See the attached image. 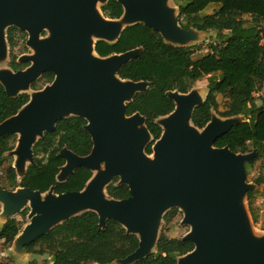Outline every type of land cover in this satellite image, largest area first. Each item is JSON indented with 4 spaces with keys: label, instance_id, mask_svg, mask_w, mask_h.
<instances>
[{
    "label": "water",
    "instance_id": "water-1",
    "mask_svg": "<svg viewBox=\"0 0 264 264\" xmlns=\"http://www.w3.org/2000/svg\"><path fill=\"white\" fill-rule=\"evenodd\" d=\"M108 1L0 0V64L8 58V27L27 32V46L36 51L35 56L18 61L30 63L27 69L0 70V83L7 94L17 97L27 93L45 73L55 76L51 84L30 95L29 103L17 115L0 124V137L19 135L17 147L9 153L16 157L13 168L18 180L35 164V144L45 133L54 132L61 119L84 118L94 143L86 157L68 149L60 153L66 164L57 176L58 182H65L81 167L92 171L91 180L80 192L55 194L52 188L43 194L28 188L16 192L0 189V203L10 213L32 209L31 223L13 243L15 254L24 256L27 246L56 226L92 211L99 216L101 229L112 220L128 234L139 237L138 249L115 263L134 264L153 253L163 213L170 207H180L185 212L184 223L191 226L183 239L193 242L195 249L180 257L178 264H264V236L252 233L244 204L247 193L257 190L246 182V164L258 154H236L228 147H215L242 117L222 121L213 113L207 126L198 129L191 119L205 101L201 94L169 92L176 107L160 122L157 120L164 130L153 145L155 160L151 162L146 148L153 137L146 118L139 113L127 116L128 104L150 84L118 76L142 50L107 58L95 50L97 41L115 43L127 27L138 23L179 47L204 40L205 33L181 27L179 12L168 6L169 0H117L124 8L119 20L108 19L97 10L98 2ZM45 30L50 36L42 40ZM100 168L104 170L95 177L94 172ZM115 178L129 187V198L115 200L108 196L107 187Z\"/></svg>",
    "mask_w": 264,
    "mask_h": 264
},
{
    "label": "trees",
    "instance_id": "trees-1",
    "mask_svg": "<svg viewBox=\"0 0 264 264\" xmlns=\"http://www.w3.org/2000/svg\"><path fill=\"white\" fill-rule=\"evenodd\" d=\"M173 2L178 8L181 27L209 33V40L216 42L211 45L210 53L195 58L200 51L199 46L179 47L168 44L158 32L142 23L127 27L115 43L100 40L95 45L96 53L102 58L142 50L139 57L121 68L118 76L123 80L150 84L146 92L136 94L127 106V116L139 113L146 118V126L153 137L152 143L146 148V154L152 155L153 145L163 133L157 120L175 110L176 105L168 93L187 94L196 82L208 77L207 97L195 109L192 124L198 129H204L212 120L214 112L224 119L242 117L228 134L217 140L215 147H228L236 154L256 151V160L264 158V98H255V93L260 92L264 86V0ZM213 4L218 5V8L204 14ZM101 11L112 20H119L124 14L123 6L117 0H109L101 7ZM247 15L250 16L249 20L244 18ZM17 33L25 34L15 27L7 30L11 50L9 66L15 72L31 65L18 62V57L13 53L17 46ZM54 78V74L45 73L40 80L51 84ZM35 87L36 83L32 84V88ZM219 95L227 97L222 112L219 111ZM30 99L28 93L9 96L0 83V124L17 115ZM87 124L84 118L77 116L59 120L54 132L45 133L35 144V164L28 167L21 181L13 168V156L9 155L15 149L18 138L16 135L0 137V171L5 169L9 187L13 190L28 188L43 194L52 188L55 194L84 190L93 176L90 169L78 168L65 182H58L57 176L66 164L65 158L60 155L63 149L80 157L91 154L94 143L85 129ZM253 165L254 162L246 165L247 175ZM118 181L115 178L107 187L108 196L115 200L129 198V187ZM255 183L258 187L264 186V177H259ZM257 196L258 191H249L246 198L254 224L259 221L253 209ZM28 213L29 209H26L22 215ZM173 218L174 214H167L165 221L168 223ZM99 224V216L95 212L82 213L56 226L26 249L38 254L35 248L40 245L51 256L49 264H115L138 249L139 237L128 234L119 223L108 220L105 229H101ZM21 230V222L9 219L0 229V241L11 248ZM194 249L193 242L183 238L171 239L162 233L155 252L134 264H178L180 257ZM13 262V256L0 257V264Z\"/></svg>",
    "mask_w": 264,
    "mask_h": 264
},
{
    "label": "rangeland",
    "instance_id": "rangeland-1",
    "mask_svg": "<svg viewBox=\"0 0 264 264\" xmlns=\"http://www.w3.org/2000/svg\"><path fill=\"white\" fill-rule=\"evenodd\" d=\"M104 4L105 3H103V2L97 3L96 8L99 12H101V7ZM213 5H216V4H213ZM168 6L170 8H174L176 10V14H178V8L175 6L173 0L168 1ZM211 12H212V9L208 8L204 11V14H208ZM9 28H11V27H8L5 32H7V30ZM49 36H50V32L48 30H45L41 34V39L44 40V39L48 38ZM209 37H210V34L205 33V39L204 40L198 41V42L193 43L191 45V46L195 45V46L200 47V51L197 52V54L195 55V58H199L202 55H206V54L210 53L211 45L215 44L216 42L214 40H209ZM93 39L95 40V42L98 40V38H96V37H93ZM28 40H29V34L27 32H25L24 35L17 33V46L13 50V53H14V55H16L18 57V61L21 60L25 56L29 57V56H35L36 55V51L33 48L27 46ZM10 52H11V50H10V47L8 45V58L2 64H0V70L1 69L2 70H12L9 66ZM48 85L49 84H47L45 82V80L39 79L38 81H36V87L35 88L31 87L27 91V93L30 95H33L35 92L43 90ZM191 91L199 92L201 94L203 100H205L207 97V94H208V77L204 78L201 81L196 82ZM255 98L257 100H260V98H264V86L260 92L255 93ZM217 99H218L219 105H220L219 111L222 112L225 108V104L227 102V97L219 95V96H217ZM213 117L215 119H219L222 121L224 120V118H222L219 115V113H217V112H214ZM160 120L161 119H159V122H160ZM17 138H19V135H17ZM151 140H152V138H151ZM16 147H17V144H16ZM151 157H152V155L149 156V158H151ZM15 161H16V157H13V164H15ZM252 162H254V165L251 168H249V174L247 175L246 182L249 185L257 186L255 183V180L258 179L259 177H264V158H262L260 160L255 159ZM252 162H250V163H252ZM250 163H247V164H250ZM98 173H96L95 175H97ZM118 179H119L118 183H120V178H118ZM0 189L4 190L6 192H16L19 189V188H17L15 190H13L12 188L9 187V183H8V179H7L5 169H2L0 171ZM257 190H258V196L255 198V200L253 202V209H254L255 214L259 218L258 224L253 223L250 214H249V217H250V221H251L252 233L256 237L260 238V237L264 236V229H263V226H264V186H261V187L257 186ZM244 204H245L247 211H248L247 199H245ZM26 209H29V213L26 216H23L22 212ZM175 210H177V211L174 212ZM31 212H32V209L30 207H26V208H23L18 213H10L9 210L5 209L4 205L0 203V216L2 217V219L0 217V229L6 224L5 222L7 220L14 218V219H16L22 223V230L18 236V237H20L23 234L24 229L31 223ZM167 214H174V218L168 223L165 221V216ZM184 220H185V212L183 211L182 208H180V207L168 208L160 218L159 226H158V237L163 233V234H166L171 239L184 238L187 234H189L191 232V226L186 225L184 223ZM18 237L16 238V240L18 239ZM43 249H44L43 247L38 245L35 248V251L38 252V254L30 253L27 251V249H25L26 254L24 256H21V255L15 254L14 246H12L11 248H8V246L6 244H4V241H0V257L1 256H13L15 262H13L12 264H49V262L51 260V256L49 254H47V252H45ZM155 249H156V246L154 247L153 252H155Z\"/></svg>",
    "mask_w": 264,
    "mask_h": 264
},
{
    "label": "bare ground",
    "instance_id": "bare-ground-1",
    "mask_svg": "<svg viewBox=\"0 0 264 264\" xmlns=\"http://www.w3.org/2000/svg\"><path fill=\"white\" fill-rule=\"evenodd\" d=\"M91 57H92L93 59H96V58H97V55H96L95 53H92V54H91ZM149 160H150L151 162H154V160H155V154L152 155V157L149 158ZM103 170H104V169L100 168V169L96 170V171L94 172V174L98 173L99 171H100L99 173H101ZM99 173H98V174H99ZM98 174L95 175V177L98 176Z\"/></svg>",
    "mask_w": 264,
    "mask_h": 264
},
{
    "label": "crops",
    "instance_id": "crops-1",
    "mask_svg": "<svg viewBox=\"0 0 264 264\" xmlns=\"http://www.w3.org/2000/svg\"><path fill=\"white\" fill-rule=\"evenodd\" d=\"M210 8H211L212 11H213V10H215L216 8H218V5H215V6L213 5V6H211ZM244 18L249 20V19H250V16L247 15V16H245ZM256 191H258V190H256ZM248 212H249V210H248ZM249 214H250V213H249Z\"/></svg>",
    "mask_w": 264,
    "mask_h": 264
}]
</instances>
